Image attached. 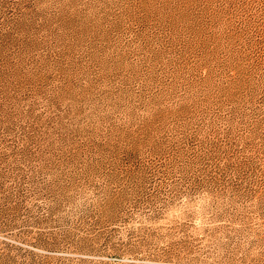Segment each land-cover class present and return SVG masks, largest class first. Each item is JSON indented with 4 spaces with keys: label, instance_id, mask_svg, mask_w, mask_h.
<instances>
[{
    "label": "rangeland",
    "instance_id": "374dc122",
    "mask_svg": "<svg viewBox=\"0 0 264 264\" xmlns=\"http://www.w3.org/2000/svg\"><path fill=\"white\" fill-rule=\"evenodd\" d=\"M0 264H264V0H0Z\"/></svg>",
    "mask_w": 264,
    "mask_h": 264
}]
</instances>
